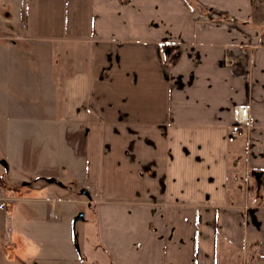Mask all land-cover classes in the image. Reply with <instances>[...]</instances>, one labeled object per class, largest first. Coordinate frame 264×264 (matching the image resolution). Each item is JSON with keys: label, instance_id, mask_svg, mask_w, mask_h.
<instances>
[{"label": "crops", "instance_id": "obj_1", "mask_svg": "<svg viewBox=\"0 0 264 264\" xmlns=\"http://www.w3.org/2000/svg\"><path fill=\"white\" fill-rule=\"evenodd\" d=\"M4 1L37 88L2 155L51 161L22 185L87 191L109 264H264V0Z\"/></svg>", "mask_w": 264, "mask_h": 264}, {"label": "rangeland", "instance_id": "obj_2", "mask_svg": "<svg viewBox=\"0 0 264 264\" xmlns=\"http://www.w3.org/2000/svg\"><path fill=\"white\" fill-rule=\"evenodd\" d=\"M8 1L11 8H14V0ZM3 15L0 11V22ZM20 19V14L15 8L10 22L8 21L12 25L10 26L12 32L21 31ZM3 22L0 23V47L15 46L20 50L23 46L34 45L22 40L19 34H15L16 37L12 35L4 37L6 36L4 27L7 23ZM18 50L15 51L14 57L19 61L23 58V63L28 62ZM245 51L244 56H248L247 50ZM8 61V58L4 59V55L0 53V125L6 120L30 118L33 111L26 109L27 102L22 100H25L24 97L30 96L37 88L36 84L32 88L29 83L26 84L25 72L19 64L11 65L13 62L11 59L9 66ZM244 61L246 62V59ZM245 62L236 61L235 63L244 70ZM29 89H32L31 93ZM31 126L23 127V133H12V142L16 144L15 141L23 137L25 143H29L28 146H30L34 139L25 129ZM8 133L5 131L0 133V160L4 161L6 160L3 152L6 153V151L2 139L8 142ZM40 134L50 141L56 137V134L47 128L41 130ZM57 138L59 139L58 134ZM27 160L23 169L11 167L10 170H6L0 164V186L2 187L0 190V264H109L106 255L95 247L96 226L93 207L89 206V198L75 191V187L72 190H61L57 184L59 182L50 186L56 191L42 192L41 188L48 187V184L44 182L46 179H38L33 183L32 188L23 186L22 183L28 179L23 175L30 176L34 171L42 169L43 165L46 167L51 164V161L45 158L36 159V156L34 157L30 152ZM79 214H82L83 218L75 222L73 233V219ZM74 234L76 242L73 238ZM3 244L7 246V249H3ZM75 244H78V250ZM100 254L101 257H99Z\"/></svg>", "mask_w": 264, "mask_h": 264}, {"label": "built area", "instance_id": "obj_3", "mask_svg": "<svg viewBox=\"0 0 264 264\" xmlns=\"http://www.w3.org/2000/svg\"><path fill=\"white\" fill-rule=\"evenodd\" d=\"M227 63L230 64L231 61L229 60ZM248 110L249 109L247 105H240V106L235 107L233 110V116H234L235 121L239 124L247 123ZM0 190H2L1 186H0Z\"/></svg>", "mask_w": 264, "mask_h": 264}, {"label": "water", "instance_id": "obj_4", "mask_svg": "<svg viewBox=\"0 0 264 264\" xmlns=\"http://www.w3.org/2000/svg\"><path fill=\"white\" fill-rule=\"evenodd\" d=\"M0 164H1L6 170L8 169V165H7L6 161H4V160H0ZM46 182H47V183H56L55 179H53V178L46 179ZM80 193H81L82 195H84L85 197L90 198V196H89V194L87 193V191L82 190V191H80ZM82 218H83L82 214H79L77 217H75V218L73 219V223H72V224H73V233H74L75 222H76L77 220H79V219H82ZM73 238H74V240H75V242H76V235H75V234L73 235ZM75 245H76L77 250H78V244H75Z\"/></svg>", "mask_w": 264, "mask_h": 264}]
</instances>
